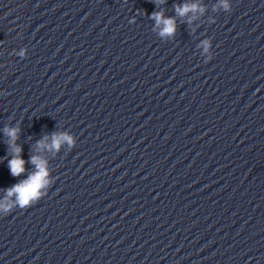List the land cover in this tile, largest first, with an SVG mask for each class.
I'll list each match as a JSON object with an SVG mask.
<instances>
[{"label":"clouds","instance_id":"obj_1","mask_svg":"<svg viewBox=\"0 0 264 264\" xmlns=\"http://www.w3.org/2000/svg\"><path fill=\"white\" fill-rule=\"evenodd\" d=\"M222 6L225 10L229 9L228 0H221ZM198 10L196 4L177 6L175 11L177 15L184 16L189 12L195 13ZM200 11H203L200 9ZM149 19L155 21V26L160 28V36H173L176 31V22L174 18H165L162 12H152ZM132 23L135 21L132 20ZM205 50L208 47V41H204ZM19 127L5 126L4 135L7 139L8 154L11 159L8 160V168L10 174L13 177H20L22 173L26 171V163H31L36 171L28 174L27 179L19 180L17 183L4 189L5 196L0 199V213L4 216L9 215L16 207L26 209L37 204L42 196L45 197L48 194L42 192V188L47 186L49 189L55 183L50 182L46 177L48 172L46 171V162L39 156L33 154L28 161H25L22 157L23 148L16 143L19 139ZM50 139V143H48ZM67 143L72 146L75 141L72 136L67 132L57 133L55 131L51 133H45L40 139L35 141V148L37 150L48 149L49 151L59 152L62 144ZM14 198V200L12 199Z\"/></svg>","mask_w":264,"mask_h":264}]
</instances>
